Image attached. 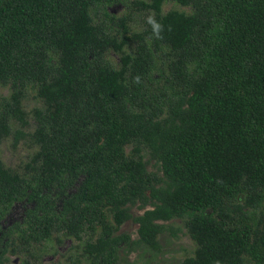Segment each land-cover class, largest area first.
<instances>
[{"label":"trees","instance_id":"16d2710c","mask_svg":"<svg viewBox=\"0 0 264 264\" xmlns=\"http://www.w3.org/2000/svg\"><path fill=\"white\" fill-rule=\"evenodd\" d=\"M125 1L0 0V143L35 148L18 169L0 157V220L34 203L0 227V264L66 238L75 264H115L183 229L195 250L180 264H264V0H139L141 31L107 8Z\"/></svg>","mask_w":264,"mask_h":264},{"label":"rangeland","instance_id":"374dc122","mask_svg":"<svg viewBox=\"0 0 264 264\" xmlns=\"http://www.w3.org/2000/svg\"><path fill=\"white\" fill-rule=\"evenodd\" d=\"M138 1L139 0H126L125 2H117L107 8L109 12L114 15L129 14V25L131 30L141 31L146 26L152 12L142 9V7L138 5ZM174 8L186 11L190 10L189 7L182 6L177 2L167 1L163 5V12L165 13ZM109 57L117 65L120 57L119 54L112 51ZM9 93L10 88L8 86L0 85L1 96H7ZM43 105L42 100L37 95L36 89L29 87L24 98V107L30 118L28 131H33L36 126L34 110L43 107ZM34 149L35 148L28 138L23 139L14 147L13 137L10 136L0 143V157L7 166L18 169L28 161ZM129 149L130 148H128V150ZM149 168L150 170L154 169L153 166H149ZM82 179L83 176L76 181L73 187L67 190V194H55V201L58 208H61L65 197L77 191ZM33 206L34 203L26 199L15 202L5 217L0 220V227L6 229L15 222H21L26 210ZM149 207L151 206H147V208ZM132 211L134 215L137 216L143 213L144 209L134 206ZM167 223L172 224L174 228L183 226V221L181 219H175ZM137 229L138 224L134 220H129L123 224L121 232H128L131 234L132 238H137ZM160 240L162 244L161 252L155 253L143 249L126 252V250L122 248L120 251L121 259L115 264H180L185 257L194 253L195 243L184 229L180 231L177 236H173L169 232H166L160 237ZM78 242L79 241L75 238H66L61 245H57L54 240L45 241L42 244H35L32 246L33 252L38 255L37 257H28L32 261V264H75L74 261L80 256V253H82L80 247H74ZM10 259L14 264H21L23 261L21 255H11ZM81 260L80 264L86 263L85 259L81 258Z\"/></svg>","mask_w":264,"mask_h":264},{"label":"clouds","instance_id":"9594fccd","mask_svg":"<svg viewBox=\"0 0 264 264\" xmlns=\"http://www.w3.org/2000/svg\"><path fill=\"white\" fill-rule=\"evenodd\" d=\"M150 23H152L154 31H158L159 30V27H160L159 24L155 23L154 21H150Z\"/></svg>","mask_w":264,"mask_h":264}]
</instances>
